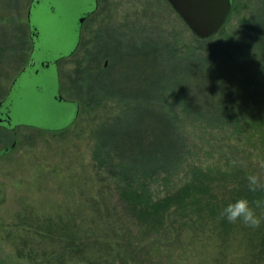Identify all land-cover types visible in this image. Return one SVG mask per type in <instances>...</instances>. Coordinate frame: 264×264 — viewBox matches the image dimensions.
<instances>
[{"label":"rangeland","instance_id":"374dc122","mask_svg":"<svg viewBox=\"0 0 264 264\" xmlns=\"http://www.w3.org/2000/svg\"><path fill=\"white\" fill-rule=\"evenodd\" d=\"M31 3L32 0H0V43L15 49L13 61L3 66L0 81L2 85L7 84L6 96L23 68L17 72L21 54L24 49L29 54L33 50L28 22ZM261 3L262 0H235L228 22L212 41L222 37L230 44H237L233 34L242 21L258 11ZM46 8V5L42 8L44 13ZM78 9L81 11L84 7ZM43 12L38 19L48 29L56 18H48ZM149 37L155 42L175 45L179 58H188L194 45H202V42L196 44L199 38L168 0H99L97 11L83 26L77 51L59 62L62 95L81 103L77 119L62 130H48L64 124L52 114L48 119H38L40 128L19 125L7 129L0 125V151L13 146L7 154L0 155V264H152L139 258L133 260V255L128 254L131 250L127 251L124 238L128 231L124 221L127 214L120 201L118 178L108 165L95 157L99 130L111 117L122 112L124 102L118 98H102L97 102L89 98L88 92L89 85L97 88L98 79L101 80L106 70L114 78L121 76L124 60L119 53L114 61L104 46L109 48V44L116 42L115 38L135 39L141 44ZM49 57L52 53L48 50L40 55L43 59ZM195 65L204 66L205 62ZM7 75H13L9 82ZM236 93L233 96L237 97ZM210 99L213 100L205 107L215 109L218 98L210 95ZM152 104L153 101L147 103L150 108L154 107ZM62 107L56 104L54 112ZM173 110L180 120V132L192 133L191 137H199L197 140L204 138L202 152L195 155L199 158L190 156L188 162L200 159L204 163H216L220 157L217 132L206 133L191 125L181 110L175 107ZM210 136H213L211 141ZM262 139L261 136L245 138L242 151L232 153V158L242 163V170L254 169L264 178ZM210 143L214 144L213 148ZM188 168L186 164L168 182L153 181L154 196H163L185 184ZM132 226V232L136 233L138 226ZM255 230L259 231L260 227L252 228L253 234ZM219 232L207 230V239L201 243L191 240L193 229L185 228L179 246H168L158 240L152 245L153 241L149 240L144 242L148 243L145 247L148 251H142L141 255L151 254L153 261L160 256L162 264H253L257 247L242 226L236 225L226 238ZM72 235L76 240L70 238ZM60 247L66 249L64 258L48 256ZM183 247L186 254L176 261ZM172 252L174 255L168 257Z\"/></svg>","mask_w":264,"mask_h":264},{"label":"trees","instance_id":"16d2710c","mask_svg":"<svg viewBox=\"0 0 264 264\" xmlns=\"http://www.w3.org/2000/svg\"><path fill=\"white\" fill-rule=\"evenodd\" d=\"M233 35L237 44L222 37L215 42L214 36L198 39L196 44L202 45H194L188 58H179L175 45L155 42L152 37L144 38L141 44L135 39L115 38L109 48L104 46L114 61L120 53L124 67L120 77L114 78L106 70L98 79L97 88L89 85V98L97 102L102 98H118L124 102V108L99 130L95 157L118 178L120 201L127 214L125 244L133 260L162 264L160 256L153 261L151 254L141 255L142 251H148L145 248L148 243L144 242L152 240L154 245L158 240L168 246H179L185 228L193 229L192 241L203 243L207 230L220 231L226 238L240 225L257 247L253 264H264V223L253 234V227L230 222L220 215L228 202L240 196L264 200V187L255 192L248 188V175L257 172L242 170V163L232 158V153L242 151L245 138H264V0ZM26 44L29 45V40ZM14 52L9 44L0 43V81L3 66L13 61ZM28 54L24 49L17 72L26 64ZM196 62L205 65L194 67ZM13 75H7L6 80L9 82ZM6 88L7 84H0V100L6 96ZM210 95L218 98L215 109L205 107L213 100ZM152 101L154 107L150 108L147 103ZM199 103L202 105L198 106ZM174 107L196 128L206 133L217 132L220 157L216 163L200 159L188 162L190 156L194 159L198 157L196 153L202 152L204 138L197 140L199 137H191L192 133L180 132ZM213 145L210 143L211 148ZM186 164H189L186 183L155 197L152 182L158 179L168 182ZM132 225L138 226L136 233L132 232ZM70 238L76 240L75 235ZM60 248L48 256L64 258L66 249ZM184 249L176 261L185 256ZM135 250H139L138 254ZM173 255L174 252L168 257Z\"/></svg>","mask_w":264,"mask_h":264},{"label":"water","instance_id":"95a60500","mask_svg":"<svg viewBox=\"0 0 264 264\" xmlns=\"http://www.w3.org/2000/svg\"><path fill=\"white\" fill-rule=\"evenodd\" d=\"M191 31L199 39H208L220 32L228 22L234 0H168ZM47 6V13L42 11ZM99 6V0H33L29 11L33 50L26 67L15 78L7 96L0 100V125L15 129L19 125L40 128L39 120L52 114L63 125L48 128L62 130L73 124L80 113L78 100L64 97L60 90V60L72 56L81 40L83 23ZM78 7H84L80 11ZM55 17L48 29L39 22L42 14ZM45 50L52 57L43 59ZM54 91V93H53ZM62 105L54 112L56 104ZM54 105V106H53ZM39 119V120H38ZM13 146L4 148L7 154Z\"/></svg>","mask_w":264,"mask_h":264},{"label":"clouds","instance_id":"9594fccd","mask_svg":"<svg viewBox=\"0 0 264 264\" xmlns=\"http://www.w3.org/2000/svg\"><path fill=\"white\" fill-rule=\"evenodd\" d=\"M248 188L255 192L264 187V178L259 173L248 175ZM220 215L230 222H242L249 227H258L264 223V200H250L240 196L228 202L220 211Z\"/></svg>","mask_w":264,"mask_h":264},{"label":"flooded vegetation","instance_id":"af4514ba","mask_svg":"<svg viewBox=\"0 0 264 264\" xmlns=\"http://www.w3.org/2000/svg\"><path fill=\"white\" fill-rule=\"evenodd\" d=\"M33 1V0H32ZM31 5H32V3H31ZM30 8H31V6H30ZM29 11H30V9H29ZM97 11V10H96ZM95 11V12H96ZM94 12V13H95ZM94 13H92L91 15H89L87 18H86V20H88ZM86 20L84 21V23H83V26H84V24H85V22H86ZM28 22H29V26H30V20H29V13H28ZM82 31H83V28H82ZM81 38H82V32H81ZM30 40H31V42H32V48H33V41H32V39H31V36H30ZM80 43H81V40H80ZM30 55H31V53L29 54V57H28V60H27V62H26V64L23 66V68L20 70V72L26 67V65H27V63H28V61H29V59H30ZM65 59V58H64ZM19 72V73H20ZM18 73V74H19ZM18 74L16 75V77L18 76ZM15 77V78H16ZM15 80V79H14ZM14 82V81H13ZM13 84V83H12ZM9 92V91H8ZM5 98V97H4ZM3 98V99H4ZM3 99H1V100H3Z\"/></svg>","mask_w":264,"mask_h":264}]
</instances>
